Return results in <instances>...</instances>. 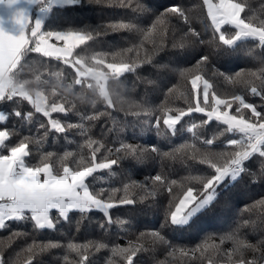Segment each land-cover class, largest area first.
Returning a JSON list of instances; mask_svg holds the SVG:
<instances>
[{"label":"trees","instance_id":"trees-1","mask_svg":"<svg viewBox=\"0 0 264 264\" xmlns=\"http://www.w3.org/2000/svg\"><path fill=\"white\" fill-rule=\"evenodd\" d=\"M173 5H179L185 10L187 22L181 17L170 15L166 33L154 37V42L145 40L144 33L161 13ZM39 7L40 5H36L32 12L33 23L36 19L35 10ZM253 12L264 19V0H250V10H246L243 15L247 18ZM43 19L42 33L54 30L102 31L100 36L94 35L92 40L76 48L72 57H69L71 60L83 57L88 66L93 64L91 58L94 56L104 59L106 63L120 62L119 58L113 60V54L132 48L133 51L127 54L125 62L135 60L140 64L150 57L151 63L144 62L134 72L125 73L119 79L109 78L107 90L113 107H108L106 101L99 96L94 81L87 79L77 85L76 72L70 65L38 53H28L22 61L24 69L19 79L33 81L30 85L33 94L43 90L50 101L55 99L58 103L64 102L71 109L67 115L53 113L52 119L59 120L65 127L68 123L83 124L84 129H70L64 134L49 131L45 137L44 131L50 127L48 118L35 113L27 101L14 98L13 101L0 102V110L9 117L6 122H0V130L6 128L14 133L7 142V147L15 146L24 136H31L33 139L43 137L40 145H29L32 153L26 158L29 165L37 164L40 153L47 151L54 152L57 156L65 151H74L90 158V150H81L80 147L88 138L104 145L97 154L98 161L105 156L111 159L123 156V153L115 152L121 144L142 149H150L154 145L158 151H149L142 159L123 157L111 170H99L89 178L92 190L104 189L106 196L113 189H119L114 194L117 201L125 195L124 185H130L128 198L135 203L110 209L109 215L113 220L111 224L102 212L96 210L83 216L73 211L67 221L60 219L54 230H36L30 220L7 222L6 227L0 229V257L4 264H26L30 258L32 264H76L79 257L67 251L68 243L89 241L107 245V248L99 251L94 248L89 251L90 264H109L110 258L115 264H124L120 258L111 257L110 250L117 245L127 247L130 243L145 246L134 258V264H237L239 257L233 256L231 260L228 258V252L232 248L230 241H225L215 256L210 252L203 256L200 254V246L205 241L220 244L221 238L229 234L239 235L258 246V252L249 251L245 254V261L256 259L257 264H264V207L257 206L258 201L264 200V157L253 155L245 162V172L235 182L226 180L218 188V198L211 207L197 215L189 226L175 227L168 222L169 201L182 194L180 185H187L188 177L211 175L213 170L199 163V157L193 158L191 152L182 159L175 160L163 157V153L185 143H194L202 151L230 152L234 149L227 146V141L239 137L237 134L224 132L226 126L215 120L203 124L207 117L196 112L182 118L175 134L166 129L162 122V135H158L157 130L152 127L155 119L163 115L162 109L165 107L171 108L175 114L177 109L186 110L189 106H195L190 83L181 78V71L194 70L197 61L202 56H208L202 74L218 85L216 91L223 98L234 94V89L218 74L222 72L225 76H235L239 71L259 72L264 69V46L254 40L239 41L233 48L222 45L218 39L219 33L215 32L207 17L203 0H78L76 3L56 5ZM117 22L132 23L135 28L116 32L103 31L104 26ZM189 28L200 34L199 40L203 43H185L196 40L190 35L185 37ZM222 31L228 37L235 33V29L227 25ZM28 33L30 35V30ZM49 42L55 43L56 40L51 38ZM182 43L185 44L184 47H180ZM214 72L217 73L215 77ZM37 76L41 77V81H36ZM88 84H93L94 87L89 88ZM174 87L187 92V98H181L176 93L170 94L169 89ZM244 95L248 103L264 112V99L252 96L247 91ZM72 105L75 107L72 108ZM15 110L24 114L32 111L31 121L15 117L12 114ZM243 112L246 117L250 116L249 110L245 109ZM94 115H99L100 118L91 121L85 119ZM40 124H44L45 129H40ZM193 124L199 125L194 130L195 136L188 131ZM221 132H224L222 136ZM206 139H213V145H204L203 141ZM98 146L96 144L93 147ZM108 149H112V152L109 153ZM0 152L6 154V149H0ZM155 175L164 176L166 184L154 196H149ZM173 180L177 184L172 186L173 193L170 195L167 186ZM141 197H144L143 201ZM52 215L56 219L58 214L53 211ZM121 220L125 221L123 226L118 223ZM245 221L249 222L247 226L244 225ZM152 231L160 232L166 242L153 246L145 237H141V233ZM16 232L22 234L15 236ZM49 242L61 246L44 252L27 251L33 244L43 245ZM174 249H183L187 255H180L178 251L169 255Z\"/></svg>","mask_w":264,"mask_h":264},{"label":"snow or ice","instance_id":"snow-or-ice-1","mask_svg":"<svg viewBox=\"0 0 264 264\" xmlns=\"http://www.w3.org/2000/svg\"><path fill=\"white\" fill-rule=\"evenodd\" d=\"M76 2L78 0H28L30 4L40 5L41 17L47 16L58 4ZM18 3L20 0H0V5L9 7ZM203 4L215 32L219 33L218 39L222 45L233 48L239 41L254 40L264 46V19H261L255 12L247 18L243 15L246 10H250V0H203ZM170 15L181 17L185 22L188 19L184 9L179 5H173L156 18L151 28L144 33V39L154 42V37L165 34ZM13 19L20 25L19 34L13 35L0 26V102L13 101L14 98L27 101L35 113L48 118V125L50 126L48 129H45L44 124L39 125L40 129H45V137L49 131L64 134L70 129L83 130L84 125L68 123L65 127L59 120L52 119L53 113L67 115L71 109L66 107L64 102L58 103L55 99L50 101L49 96L43 90L33 94L30 88L33 81L19 79L24 69L22 61L28 53H38L43 57L60 60L65 65H70L76 72L75 83L77 85L87 79L94 81L99 96L106 101L108 107H113L107 91L109 78L119 79L125 73L134 72L140 64L151 63L150 57L146 61L142 60L140 64H137L135 60L131 63L125 62L127 54L133 51L132 48H128L113 54V60L119 58L120 62L106 63L104 59H97L94 56L91 58L93 64L88 66L83 57H77L75 60H71L69 57H72L76 48L92 40L94 35L100 36L101 30H54L42 33L43 20L37 18L33 23L25 8L16 9ZM226 25L235 29V34L230 38L222 31ZM133 28L135 25L132 23L117 22L104 26L103 31L116 32ZM29 30L30 35L27 34ZM189 35L195 37L196 40L185 43L197 41L203 43L202 40H199L200 34L194 29H188L185 37ZM51 38L63 41V46L49 43ZM212 42L210 41V43ZM184 46V43L180 45V47ZM137 55H139L138 52ZM208 59V56H202L194 66V70L188 69L180 72L181 78L190 83L195 106H189L186 110L177 109L175 114L171 108L165 107L162 109L163 115L155 119L152 127L157 130L158 135H162L160 130L162 122L166 129L175 134L176 127L182 118L196 112L207 117L202 122L203 124L215 120L226 126L224 132L237 134L239 138L227 141V146L234 149L230 152L202 151L194 143H185L170 152L163 153V157L175 160L177 158L182 159L185 154L191 152L193 158L199 157V163L207 165L213 170L211 175L188 177V184L180 185L183 189L182 194L169 201L168 222L175 227L189 226L197 215L211 207L218 198V188L226 180L235 182L245 172V162L253 155L259 154L264 157V112L258 111L254 104L248 103L244 95V92L247 91L252 96L264 99V69L259 72L239 71L235 76H225L222 72L219 73L218 75L223 77V81L234 89V94H228L222 98L216 91L218 85L212 80L206 79L205 74H202ZM57 75L60 74L57 73ZM216 75L217 73L214 72L213 77ZM35 79L37 82L41 81L40 76ZM88 87L93 88L94 85L88 84ZM169 93H176L181 98H187L188 95L179 87L169 89ZM53 96H55V91H53ZM74 107L75 105H72V108ZM245 109L250 111V116L246 117L243 112ZM12 114L27 121H31L33 117L32 111L24 114L15 110ZM136 114L139 115V113ZM147 114L145 113V115ZM8 118V115L0 110V122H6ZM99 118V115L85 117L89 121ZM197 127L199 125L193 124L188 131L195 136L194 130ZM224 132H221L220 135L222 136ZM12 135L14 133L6 128L0 130V149H6V154L0 152V229L6 227L9 221L30 220L36 230H54L60 219L67 221L69 214L73 211H77L83 216L93 210L102 212L107 218V222L111 224L113 220L109 215L110 209L135 203L133 199L128 198L130 185H124L125 195L117 201L114 199V194L119 189H113L112 193L106 196L104 189L92 190L88 183L89 178L93 177L99 170H111L123 157L133 156L142 159L147 152L158 151L154 145L150 149H142L130 144H121L115 149V152L117 154L123 153V156L118 155L116 159L105 156L103 160L98 162L97 154L104 145L88 138L80 147L81 150L83 148L90 150V158L74 151H65L59 156L54 152L47 151L40 153L37 164L29 165L26 163V158L32 154L29 145H40L43 137L33 139L31 136H24L15 146L7 147V142L12 138ZM213 143V139L203 141L206 146H212ZM96 144L99 146L94 148L93 146ZM107 151L111 153L112 149ZM165 184L166 178L164 176L155 175L152 178V186L148 195L154 196L157 190ZM176 184L177 181L175 180L168 183L167 192L170 195L173 193L172 186ZM143 199L144 197H141L142 201ZM257 206L264 207V200L258 201ZM53 211L58 214L56 219L53 218ZM118 223L123 226L125 221L121 220ZM248 224V221L244 222L245 226ZM101 227L103 228L104 225L102 224ZM21 234L20 232L14 233L15 236ZM141 237H145L147 242L153 246L157 243L166 242L165 237L158 231L141 233ZM225 241L232 243V248L228 252L229 260L233 256H237L239 257L237 264H257L256 259L245 261L244 256L249 251L258 252V246L236 234L222 237L220 244L214 241L211 243L205 241L200 246L201 256L209 252L215 256L220 252V246ZM60 246L52 242L43 245L33 244L29 246L27 251L29 253L44 252ZM93 248L99 251L107 248V245L103 243L94 244L91 241L86 243L70 242L67 245V251L75 253L79 257L76 264H90L89 251ZM144 249V244L133 245L130 243L127 247L114 246L110 251L111 257L120 258L124 264H134V258ZM177 251L180 255H187L183 249H174L169 255H174ZM0 264H4L2 257H0ZM26 264H32L31 258ZM109 264H115L114 260L110 258Z\"/></svg>","mask_w":264,"mask_h":264},{"label":"crops","instance_id":"crops-1","mask_svg":"<svg viewBox=\"0 0 264 264\" xmlns=\"http://www.w3.org/2000/svg\"><path fill=\"white\" fill-rule=\"evenodd\" d=\"M38 4H30L28 0H20V3L14 4L11 7L7 5H0V26H2L6 31L13 35L19 34L20 25L15 22L13 19V15L18 8H25L27 13L29 14L30 18L32 12H34V8ZM40 7L35 10V16L37 18H41V13L39 11ZM35 19V20H36ZM29 35V33H27Z\"/></svg>","mask_w":264,"mask_h":264},{"label":"rangeland","instance_id":"rangeland-1","mask_svg":"<svg viewBox=\"0 0 264 264\" xmlns=\"http://www.w3.org/2000/svg\"><path fill=\"white\" fill-rule=\"evenodd\" d=\"M45 20V19H44ZM212 25V24H211ZM213 26V25H212ZM235 34V33H234ZM231 37V36H230ZM229 37V38H230ZM56 40V39H55ZM50 43V42H49ZM51 44H55V45H57V46H60V47H62L63 46V44H64V42L63 41H57L56 40V42L55 43H51ZM83 70V69H82ZM108 91V90H107ZM99 162V161H98Z\"/></svg>","mask_w":264,"mask_h":264}]
</instances>
